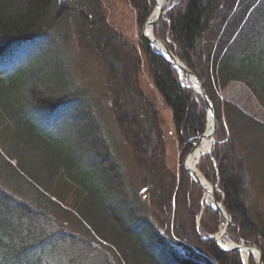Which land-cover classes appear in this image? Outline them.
<instances>
[{"label":"trees","instance_id":"obj_1","mask_svg":"<svg viewBox=\"0 0 264 264\" xmlns=\"http://www.w3.org/2000/svg\"><path fill=\"white\" fill-rule=\"evenodd\" d=\"M127 2L139 25L157 5ZM153 32L213 102L215 143L197 167L232 217L228 234L259 248L264 263V213L248 201L252 183L264 188V0H176ZM74 41L104 61L116 96L110 105L143 190L124 172L115 138L103 134L91 94L74 78ZM120 41L99 0H0V119L8 123L0 264H92L94 257L99 264H244L240 251L211 237L226 221L185 167L207 129V103L142 35L138 48L172 113L183 159L174 174L154 111L140 103L141 56ZM55 188L73 194L74 207L55 198ZM181 205L191 224L180 220ZM256 262L251 254L248 264Z\"/></svg>","mask_w":264,"mask_h":264},{"label":"rangeland","instance_id":"obj_2","mask_svg":"<svg viewBox=\"0 0 264 264\" xmlns=\"http://www.w3.org/2000/svg\"><path fill=\"white\" fill-rule=\"evenodd\" d=\"M99 2L104 9L110 25L121 35V41L128 43L129 46L135 48L141 56L142 62L137 76L138 85L142 93L140 103H143L144 101V103L149 105V107H151L154 111L157 119L158 129L164 140L166 165L169 170L178 175L183 164V159L180 157L179 144L175 135L172 113L167 107L164 106L162 97L155 87L152 77L149 73L146 58L138 48L146 22L142 25L138 24L137 11L132 5H130V3L127 2V0H99ZM71 46L72 48L70 53L74 54L78 59V61L74 62L72 67L74 78L77 82H79L81 87L86 90V92L91 94L94 111L102 118L101 128L103 134L107 136L108 140L115 138L118 144V151H115L114 148L113 150L119 155L124 172L129 177L131 182L136 184L135 186H137V188L143 190L142 169L136 163L133 149L128 143V140L124 137L122 130L118 126V122L114 117V108L110 105L111 103L113 104L114 100H116V96L111 93L109 82L106 80L108 78V74L104 66V61L99 54L94 53L92 50H89V52L88 50H79L80 48L77 46L75 41L71 43ZM17 53H20V51ZM12 61L13 58L11 57L6 65H10ZM184 75L185 74L182 72V80ZM97 120L99 121L98 118ZM6 124L8 123L4 118L0 119V146H2V141H4L1 135L7 126ZM88 137L91 138V136ZM189 174L193 178L191 173ZM212 189H214V192L218 191L217 187L213 185ZM51 194L55 198H59V200L64 202L65 205L74 207V200L72 197L73 194H70V192L64 190L60 194L58 189L55 188L52 190ZM204 199L207 203H211L207 199L206 192H204ZM248 201L249 203L255 204L257 208L264 213V188L260 184L254 185L252 183L249 186ZM186 211L187 209L183 208L181 205L179 218L180 220L183 219L191 224V220L189 219L188 215L185 214ZM199 223L200 219L197 221V227L199 226ZM224 225L225 223L220 226V230L224 227ZM215 235L216 234L212 236L215 237ZM238 238V242L240 239H243L240 238V236ZM222 242L224 244L231 245L232 242L237 241H235L229 234H226L224 241ZM240 253L243 262L248 264V260L245 259L243 251H240ZM252 256L256 259L254 255ZM93 263L99 264V258L94 257L92 259V264Z\"/></svg>","mask_w":264,"mask_h":264},{"label":"water","instance_id":"obj_3","mask_svg":"<svg viewBox=\"0 0 264 264\" xmlns=\"http://www.w3.org/2000/svg\"><path fill=\"white\" fill-rule=\"evenodd\" d=\"M163 1V6L160 7L159 9V13L158 15L153 18V13L152 15L148 18V20L146 21L145 23V26H144V30H143V36L144 38L153 46V43L154 42H159L161 43L163 46H164V49H165V52H162L159 50V53L162 54L163 56H165L167 59H169L173 64L174 66H176L177 68H182V70L185 72V74L187 75L189 81L191 82L192 84V87L194 90H196L202 97L203 99L205 100V102L207 103L208 105V109H209V112H208V117L210 116L213 120V129H212V137H213V134L216 130V115H215V109H214V105L212 103V101L210 100L208 94L206 93V90L204 89L201 81L197 78V76L195 75V73L190 69L188 68V66L179 58L177 57L171 50L170 48L166 45L165 42H163L161 39L159 38H156L154 37V39H151L150 37H148L146 35V30L150 27L153 29L154 25L160 20L161 16H162V13H163V8H164V5L171 2V1H174V0H162ZM158 6V4H157ZM154 47V46H153ZM199 86V90H197V87ZM205 133L200 136L199 140L194 144L193 148L191 149V151L189 152V155L188 157L186 158V161H185V167L187 168V170L189 171L188 167H187V161L189 159V157L199 148L200 146V142L202 140V138L204 137ZM214 143V141L212 142ZM212 146V145H211ZM209 152H210V149H209ZM200 160V157L199 159L197 160V162ZM190 172V171H189ZM191 173V172H190ZM191 175L193 176V178L196 180V182H198L199 184H201L203 187H204V184H210L208 182V180L205 178V177H201L197 174H193L191 173ZM204 189L206 190V188L204 187ZM210 196H211V205L216 209L218 210L221 214L224 215V217L226 218V226L225 228L220 232L219 236L216 238V241L219 243L220 240L227 234L228 232V229H229V226H230V223L232 222V217L231 215L226 211L223 203H218L216 200H215V197H214V190L212 189L211 192H210ZM243 246H246V247H249L251 249H254L256 251V254H257V264H263V260H262V252L260 251L259 248H257L256 246H253V245H248V244H238L236 245L235 247L233 248H225V249H228V250H239V251H242L243 249Z\"/></svg>","mask_w":264,"mask_h":264},{"label":"bare ground","instance_id":"obj_4","mask_svg":"<svg viewBox=\"0 0 264 264\" xmlns=\"http://www.w3.org/2000/svg\"><path fill=\"white\" fill-rule=\"evenodd\" d=\"M158 1V6H156L154 12H153V18H155L158 13H159V9L160 7L163 6V1L162 0H157ZM146 35L148 37H150L151 39H154V33H153V29L152 28H148L146 30ZM153 46L156 47L157 49H159L162 52H165L164 46L159 43V42H154ZM179 69H182L181 67ZM182 71V70H181ZM197 90H199V86L197 87ZM212 129H213V120L212 118L209 116L208 118V125H207V129L205 132L204 137L202 138L201 142H200V146L199 148L189 157L188 161H187V167L189 169V171L193 174H197L199 176L202 177V175L200 174V172L197 170L196 164H197V160L199 159V157H201V155L203 153H206L209 151V149L211 148L212 145ZM204 187L206 188V196L207 199L211 202V196H210V192L212 190V186L211 184H204ZM243 254L245 259H248L250 254H256V251L254 249H251L249 247L243 246Z\"/></svg>","mask_w":264,"mask_h":264}]
</instances>
